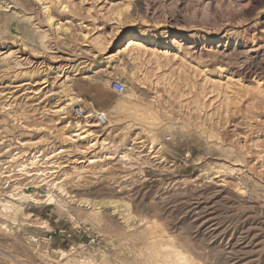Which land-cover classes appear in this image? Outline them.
<instances>
[{
	"label": "rangeland",
	"instance_id": "obj_1",
	"mask_svg": "<svg viewBox=\"0 0 264 264\" xmlns=\"http://www.w3.org/2000/svg\"><path fill=\"white\" fill-rule=\"evenodd\" d=\"M215 1L0 0V264H264V0Z\"/></svg>",
	"mask_w": 264,
	"mask_h": 264
},
{
	"label": "bare ground",
	"instance_id": "obj_2",
	"mask_svg": "<svg viewBox=\"0 0 264 264\" xmlns=\"http://www.w3.org/2000/svg\"><path fill=\"white\" fill-rule=\"evenodd\" d=\"M215 1V0H214ZM224 1V0H223ZM209 2V1H208ZM216 2V1H215ZM229 2V1H228ZM208 5V4H207ZM210 6H211V4H209ZM208 5V6H209ZM216 5H217V3H216ZM217 7V6H216ZM230 7V6H229ZM210 9V8H209ZM224 9V8H223ZM222 9V10H223ZM208 10V9H207ZM261 11V10H260ZM205 14V13H204ZM214 17V16H213ZM201 18V17H200ZM52 20V19H51ZM210 20V19H209ZM261 21V20H260ZM210 22H211V20H210ZM213 23V22H212ZM259 23V22H258ZM264 23V22H263ZM262 24V23H261ZM264 27V26H263ZM254 28V27H253ZM261 28V27H260ZM198 29H200V28H198ZM259 30V29H258ZM194 31V30H193ZM243 31V30H242ZM263 31V30H262ZM261 31V32H262ZM262 34V33H261ZM223 36V35H222ZM261 36H264V35H261ZM225 37V36H224ZM225 39V38H224ZM229 39V38H228ZM148 39H146L145 37H138V35H136V34H133L132 35V37L130 38V39H127V41H125V43L122 45V47H120V49H118V51H117V53L115 54V58H116V56H118V54H121V53H123V52H125L126 50H128L129 48H131L132 46H136L137 48L138 47H142V44L144 43V42H146ZM173 40V39H172ZM227 40V39H226ZM221 41V40H220ZM179 42H180V40H179ZM178 41H173V43H174V45H175V43L177 44V43H179ZM261 42H263V41H261ZM181 43V42H180ZM205 44V43H204ZM219 44V43H218ZM180 45V44H179ZM217 45V44H216ZM252 45V44H251ZM258 45V44H257ZM256 45V46H257ZM182 46V45H181ZM243 46V45H242ZM246 46V45H245ZM254 46V45H253ZM213 47V46H212ZM176 48H178V47H176ZM187 48H189V47H187ZM187 48H186V50H187ZM192 48V47H191ZM202 48H203V46H202ZM218 48V47H217ZM263 48V47H262ZM179 49V48H178ZM211 49V48H210ZM215 49V48H214ZM220 49V48H219ZM234 49V48H233ZM249 49V48H248ZM175 50V49H174ZM204 50H205V48H204ZM235 50V49H234ZM260 50V49H259ZM206 51H208V50H206ZM222 51H224V50H222ZM233 51V50H232ZM252 50H250V52H251ZM218 52V51H217ZM234 52V51H233ZM248 52V51H247ZM249 52V53H250ZM253 52V51H252ZM255 52V51H254ZM219 53V52H218ZM243 53H245L244 51H243ZM7 54V53H6ZM205 54V53H204ZM220 54V53H219ZM241 54H242V52H241ZM3 55H5V54H3ZM199 55V54H198ZM223 55V54H222ZM246 55H248L247 53H246ZM245 55V56H246ZM260 55V54H259ZM258 55V56H259ZM8 56V55H7ZM208 56V55H207ZM226 56H228L227 54H226ZM232 57H231V59L232 58H234V56L233 55H231ZM264 56V55H263ZM219 57H220V55H219ZM224 57H225V55H224ZM240 57V56H239ZM242 57H243V54H242ZM247 57V56H246ZM260 57V56H259ZM9 58V57H8ZM161 58V57H160ZM209 58V57H208ZM225 58H227V57H225ZM224 58V59H225ZM2 59V58H1ZM223 59V58H222ZM246 59V58H245ZM249 59V58H248ZM262 59V58H261ZM243 60H244V58H243ZM208 61H210V60H208ZM236 61V60H235ZM239 61V60H238ZM242 61V60H241ZM248 61V60H247ZM255 61V60H254ZM257 61V60H256ZM219 63V62H218ZM244 63H246V62H244ZM226 64V63H225ZM254 64V63H253ZM227 65V64H226ZM236 65V64H235ZM252 65V64H251ZM256 65V64H255ZM224 66V65H223ZM241 66V65H240ZM254 66V65H253ZM252 66V67H253ZM220 67V66H219ZM250 68V67H249ZM254 68V67H253ZM58 69V68H57ZM236 69V68H235ZM252 70V69H251ZM238 71V70H237ZM236 71V72H237ZM243 71V70H242ZM239 72H240V70H239ZM254 72V71H253ZM230 73V72H229ZM256 73V72H255ZM254 73V74H255ZM247 74V73H246ZM253 75V74H252ZM257 75V74H256ZM259 75V74H258ZM86 76V75H85ZM238 76V75H237ZM241 76V75H240ZM239 76V77H240ZM244 77V76H243ZM254 77V76H253ZM86 78V77H85ZM246 79V78H245ZM258 79V78H257ZM224 80V79H223ZM44 81V80H43ZM42 83H44V82H42ZM225 87V86H224ZM49 91V90H48ZM31 93V92H30ZM154 99V98H153ZM71 104V103H70ZM66 105V104H65ZM136 105V104H135ZM59 106V105H58ZM67 106V105H66ZM138 106V105H137ZM60 107V106H59ZM133 107H134V105H133ZM136 107V106H135ZM121 108V107H120ZM120 108H119V110H120ZM139 108V107H138ZM142 108H143V106H142ZM66 108L65 107H60L59 109H57V110H55L57 113L58 112H61V111H63V110H65ZM118 109V108H117ZM123 111H128V110H130L129 108H124L123 107V109H122ZM53 113H54V111H53ZM152 113V112H151ZM138 114L140 115L141 113H139L138 112ZM154 116H155V114H154ZM152 118V117H151ZM157 118V117H156ZM140 120V119H139ZM142 120V119H141ZM107 121H108V119H107ZM121 121H123L122 119H121ZM85 127H88V128H95V127H97V125H94V124H89V125H84ZM84 126H81V124H79L78 122H76L75 123V125H74V131H73V135H71V137H76L75 138V140L74 141H79V140H88V138H90V137H92L93 136V132L94 131H91V130H89V129H83L84 128ZM97 136V135H96ZM99 137V136H98ZM67 138H70L69 136H67ZM92 140H95V137H94V139H92ZM96 141V140H95ZM89 142H90V140H89ZM97 143V142H96ZM107 143V142H106ZM98 144V143H97ZM92 145H95V143H91V146ZM104 145V144H103ZM97 146V145H96ZM100 146V145H99ZM90 147V146H89ZM93 147H95V146H93ZM74 148V147H73ZM91 148V147H90ZM147 151V150H146ZM151 151V150H150ZM35 155V154H34ZM32 158H34L35 159V157H33V156H31ZM94 157V156H93ZM92 157V158H93ZM108 157V156H107ZM90 159V158H89ZM29 160V159H28ZM31 161V160H30ZM94 161V160H93ZM96 161H97V159H96ZM35 162V161H34ZM67 162V161H66ZM88 162H89V160H88ZM84 162H82V164H83ZM91 163V162H90ZM94 163H95V161H94ZM29 164H30V162H29ZM28 164V165H29ZM31 164H33L32 162H31ZM78 164V163H77ZM21 166V165H20ZM22 167H24V164H22V166H21V168ZM26 167V166H25ZM228 168V167H227ZM72 170V169H71ZM49 188V187H48ZM51 191V190H50ZM200 191V190H199ZM64 194V193H63ZM16 195V194H15ZM66 195V194H65ZM18 196V195H17ZM21 196V195H20ZM20 196H18V197H20ZM24 196L26 197V198H28V199H31L32 201H35L36 203L37 202H41V203H44V202H49L48 204H51L54 200H53V198H51V196L49 195V193L45 196L46 198V200H44V199H36L35 197H34V195H32V194H24ZM57 196V195H56ZM67 196V195H66ZM74 197V196H73ZM13 198H15V197H13ZM72 198V197H71ZM18 199V198H17ZM59 200H61V199H59ZM67 201V200H66ZM71 201V200H70ZM79 201H81V200H79ZM78 202V201H77ZM61 203V202H60ZM66 203V202H65ZM81 203H82V201H81ZM8 203H4V204H1L2 205V207H3V209L2 210H5L6 212H7V210H9L11 207L10 206H8L7 205ZM78 205H79V203H78ZM99 205V203H97L96 204V206H98ZM12 206H13V204H12ZM93 209H94V207H93ZM91 210L90 212H86L85 214H86V216H87V218L89 217V219L92 221V223H95V222H97L96 221V218L98 217V214H97V211L94 209V210ZM1 210V211H2ZM2 231V230H1ZM152 243V242H151ZM230 245V244H229ZM153 246V245H152ZM155 256L156 257H158L159 256V254L158 253H155ZM229 258V257H228ZM104 259H105V256H101V258H100V261H104ZM196 260V259H195ZM100 261L98 262V263H96L95 261H93V260H91V259H89V260H87L86 261V264H101L100 263ZM230 261V260H229ZM168 262H171V263H168V264H194L192 261H188V259L187 260H184V261H182V262H177V259H175L174 261H171L170 259H169V261ZM199 262V261H198ZM198 264V263H197Z\"/></svg>",
	"mask_w": 264,
	"mask_h": 264
},
{
	"label": "built area",
	"instance_id": "obj_3",
	"mask_svg": "<svg viewBox=\"0 0 264 264\" xmlns=\"http://www.w3.org/2000/svg\"><path fill=\"white\" fill-rule=\"evenodd\" d=\"M112 90H114L117 93H122L124 90V86L121 82L119 81H114L112 83ZM72 114L77 117V118H83V119H88V120H94L96 124L98 125H105L107 123L106 116L103 112L97 111V110H92L90 113L85 114L83 108L79 105L73 107L71 109ZM76 228L83 231L84 233L90 234L89 229L81 222L78 221L76 223ZM58 235L61 237L66 238L67 240L71 238V235L66 234L65 230H59ZM48 242L50 243L51 237L49 236L47 238ZM100 243L99 238L95 235H87V244L89 246H97Z\"/></svg>",
	"mask_w": 264,
	"mask_h": 264
}]
</instances>
